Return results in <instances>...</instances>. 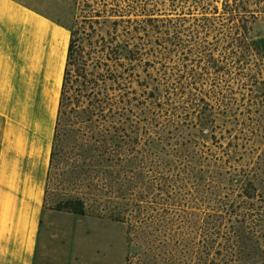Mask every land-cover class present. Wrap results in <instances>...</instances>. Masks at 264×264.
I'll return each mask as SVG.
<instances>
[{"label":"rangeland","instance_id":"374dc122","mask_svg":"<svg viewBox=\"0 0 264 264\" xmlns=\"http://www.w3.org/2000/svg\"><path fill=\"white\" fill-rule=\"evenodd\" d=\"M19 1L67 25L76 40L47 180L42 219L46 241L40 264H210L209 258L217 262L224 252H205L207 225L215 220L208 216L215 204L211 199L219 193L235 198V191L228 189H237L232 181L244 172L253 175L264 192V96L257 92L256 98H244L237 93L242 106L233 100L232 105L244 112L243 117L238 116L237 125L226 123V129L216 131L222 137L204 144L191 122H184L181 134L188 143L177 148L186 149L194 169L184 176L188 179L183 185L161 194L158 178L145 167L149 162H141L142 148L148 145L142 137L140 83L143 79L152 83L141 63L122 58L123 47L130 43L124 29L114 30L102 15H94L102 9V0ZM214 33L210 40L218 35ZM251 36L264 46V13L254 18ZM147 67L152 77L157 76ZM191 148H199L196 155L187 152ZM200 166L209 172L198 175ZM181 178L179 174L177 180ZM129 192L134 204L127 201ZM228 195L218 204L223 205ZM69 200H81L85 213L66 209ZM160 203L164 209L158 212ZM117 214L128 221L111 219ZM129 219L144 228L145 243L140 231L130 241ZM255 251L248 256L259 262L264 252Z\"/></svg>","mask_w":264,"mask_h":264},{"label":"trees","instance_id":"16d2710c","mask_svg":"<svg viewBox=\"0 0 264 264\" xmlns=\"http://www.w3.org/2000/svg\"><path fill=\"white\" fill-rule=\"evenodd\" d=\"M102 2V9L95 10L97 14L94 15H102L114 30L119 26L124 29L130 43L123 47L122 58L141 63L142 71L152 83L144 79L140 83L143 99L140 109L143 115L142 137L144 144L148 145L142 148L141 162H149L145 167H148L147 172H154L158 178L156 187L159 192L169 193L171 186L183 185L182 180L188 179L184 176L194 169L195 161L187 157L186 149L177 148H183L188 143L181 134L186 125L184 122H191L198 131L197 137L204 144V141L222 137V132L216 131L226 129V123L237 125L238 116L243 117L244 112L232 105V100L238 101L235 98L237 93L244 98L249 95L256 98L257 92L264 96V46L256 44L251 36L254 18L264 13V0ZM252 6L254 8L251 9ZM210 32L218 35L211 34L215 38L210 40ZM75 50L76 40L71 34L49 171L56 156L59 116L66 100L64 93L68 66L72 63ZM147 66L154 68L157 76L152 77ZM238 87L239 91L236 90ZM236 105L242 106V103L238 101ZM98 107H102L101 104ZM248 115L250 113L247 119ZM217 119L220 122L217 123ZM151 148H155L157 153ZM198 150L191 148L187 152L196 155ZM197 171L200 175L204 171L209 172V168L202 170L200 166ZM179 174L183 178L177 180ZM239 175V180L232 181L237 189H228L235 191V198L227 193L221 197L219 193L211 199L215 204L209 207L213 213L208 216L215 220L207 225L205 252L224 253L217 262L209 258L210 264L220 261L222 264H264V255L259 262L254 260V256L252 259L248 256L255 250L264 252V192L258 190L253 175L249 176L247 172ZM209 181L207 178L206 182ZM128 195L127 201L131 204V195L133 197L134 194L129 192ZM226 195L229 198L223 205L218 204ZM162 204L158 212L163 208ZM64 207L78 215L85 213L81 200H69ZM111 219L126 222L127 217L117 214L111 215ZM127 224L130 241L139 236L135 232L140 231L145 236L144 228L136 227L135 223H130V219ZM144 239L142 242L145 243Z\"/></svg>","mask_w":264,"mask_h":264},{"label":"crops","instance_id":"0c3cea01","mask_svg":"<svg viewBox=\"0 0 264 264\" xmlns=\"http://www.w3.org/2000/svg\"><path fill=\"white\" fill-rule=\"evenodd\" d=\"M70 28L0 0V264H40ZM74 256V255H71Z\"/></svg>","mask_w":264,"mask_h":264}]
</instances>
